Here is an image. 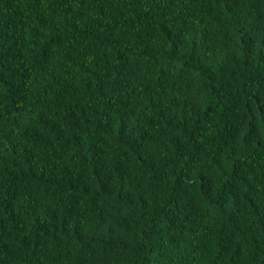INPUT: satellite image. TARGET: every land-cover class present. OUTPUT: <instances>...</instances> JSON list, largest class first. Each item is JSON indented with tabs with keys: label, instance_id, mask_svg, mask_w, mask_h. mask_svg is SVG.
Masks as SVG:
<instances>
[{
	"label": "trees",
	"instance_id": "1",
	"mask_svg": "<svg viewBox=\"0 0 264 264\" xmlns=\"http://www.w3.org/2000/svg\"><path fill=\"white\" fill-rule=\"evenodd\" d=\"M0 264H264V0H0Z\"/></svg>",
	"mask_w": 264,
	"mask_h": 264
}]
</instances>
